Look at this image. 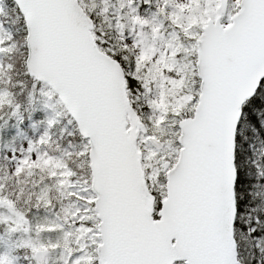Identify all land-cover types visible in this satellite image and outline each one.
Segmentation results:
<instances>
[{
  "label": "snow or ice",
  "instance_id": "6c2138e0",
  "mask_svg": "<svg viewBox=\"0 0 264 264\" xmlns=\"http://www.w3.org/2000/svg\"><path fill=\"white\" fill-rule=\"evenodd\" d=\"M0 264H264V0H0Z\"/></svg>",
  "mask_w": 264,
  "mask_h": 264
}]
</instances>
